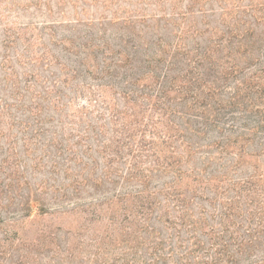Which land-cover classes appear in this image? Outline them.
<instances>
[{"label": "rangeland", "instance_id": "374dc122", "mask_svg": "<svg viewBox=\"0 0 264 264\" xmlns=\"http://www.w3.org/2000/svg\"><path fill=\"white\" fill-rule=\"evenodd\" d=\"M260 221L264 0H0V264H264Z\"/></svg>", "mask_w": 264, "mask_h": 264}, {"label": "trees", "instance_id": "16d2710c", "mask_svg": "<svg viewBox=\"0 0 264 264\" xmlns=\"http://www.w3.org/2000/svg\"><path fill=\"white\" fill-rule=\"evenodd\" d=\"M184 143V142H183ZM178 164H179V162H177ZM172 165V164H171ZM167 166H169V165H167ZM195 179V178H194ZM250 183H252V181H245V186H252ZM175 196V195H174ZM177 196V195H176ZM150 197V193H148L147 194V196H146V199H148ZM148 204V206H152L151 205V203L149 202V203H147ZM147 209H150L151 210V208H147ZM149 210V211H150ZM226 218V217H225ZM258 225L259 226H261L260 228V230H262L263 231V233H264V222H262V221H260L259 223H258ZM191 229V232L192 233H194L196 230L194 229V228H190ZM224 232V231H223ZM238 233V230H235V232H231L230 234H229V239H231L232 237H234L233 239H234V241H235V243H236V240L238 239V237L239 238H242V237H240V236H238L239 234H236V235H234V233ZM208 235L207 236H209V239H214L212 242H211V245L208 247V249H210L211 250V253H209V252H206L207 254H204V255H208L209 254V258H210V262H211V264H221L222 262H223V260H224V258H223V253L227 250V245L229 244L227 241H224V239H223V237H222V235H214V233H213V229H211L210 228V231H209V233H207ZM194 235V234H193ZM192 235V237H193V242H192V246L195 248V249H193V251L191 252V253H193V252H197V251H199L200 250V242L198 241V239L195 237V236H193ZM208 241H210V240H208ZM240 244H242V243H240L239 242V245ZM225 253H227V252H225ZM225 253H224V255H225Z\"/></svg>", "mask_w": 264, "mask_h": 264}]
</instances>
